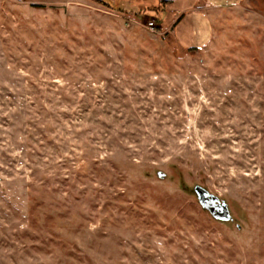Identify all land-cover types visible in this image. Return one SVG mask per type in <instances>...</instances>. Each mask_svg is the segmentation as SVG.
<instances>
[{"label":"rangeland","instance_id":"rangeland-1","mask_svg":"<svg viewBox=\"0 0 264 264\" xmlns=\"http://www.w3.org/2000/svg\"><path fill=\"white\" fill-rule=\"evenodd\" d=\"M175 1L0 0V264H264V0Z\"/></svg>","mask_w":264,"mask_h":264},{"label":"water","instance_id":"water-1","mask_svg":"<svg viewBox=\"0 0 264 264\" xmlns=\"http://www.w3.org/2000/svg\"><path fill=\"white\" fill-rule=\"evenodd\" d=\"M158 175L161 178L165 177V174L162 172H159ZM194 192L202 208L207 210L216 220L224 222L233 221V217L225 201L200 186H196Z\"/></svg>","mask_w":264,"mask_h":264},{"label":"crops","instance_id":"crops-1","mask_svg":"<svg viewBox=\"0 0 264 264\" xmlns=\"http://www.w3.org/2000/svg\"><path fill=\"white\" fill-rule=\"evenodd\" d=\"M181 1H185V5L186 7L185 8H193L195 9L196 8V5L198 4H203V2H205L207 5H212V6H215V5H219V4H223V3H227V2H230L232 0H176L174 2V5L175 7H177L176 11L180 12L181 10H179L178 6L181 7L182 4ZM179 14V13H178Z\"/></svg>","mask_w":264,"mask_h":264},{"label":"built area","instance_id":"built-area-1","mask_svg":"<svg viewBox=\"0 0 264 264\" xmlns=\"http://www.w3.org/2000/svg\"><path fill=\"white\" fill-rule=\"evenodd\" d=\"M148 28L150 29V30H152V31H155L156 30V27L154 26V22H149V24H148Z\"/></svg>","mask_w":264,"mask_h":264}]
</instances>
